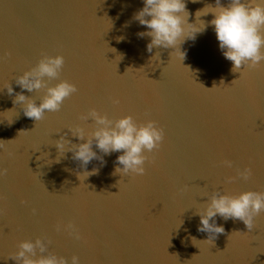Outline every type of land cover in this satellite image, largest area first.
Masks as SVG:
<instances>
[{"label": "water", "instance_id": "water-1", "mask_svg": "<svg viewBox=\"0 0 264 264\" xmlns=\"http://www.w3.org/2000/svg\"><path fill=\"white\" fill-rule=\"evenodd\" d=\"M206 4L215 0H186L189 23ZM142 7L143 0H0V140H11L0 150V168L8 169L0 177V264H16L9 256L18 242L45 235L48 251L69 264L72 255L80 264H264V213L251 231L217 216L225 231L213 242L196 215L206 193L264 192V67L233 72L211 25L181 45L182 62L173 49L149 52L151 38L138 35L146 26L132 19ZM43 54L64 57L59 79L78 92L35 122L12 101L22 91L15 78ZM23 94L39 103L45 90ZM91 108L163 128L161 148L145 153L155 161L145 162L144 175L114 174L122 152L104 155L95 145L105 163L92 160L87 170L98 171L84 181L71 152L57 162L54 141L67 133L82 142L68 127L83 125L79 117ZM246 167L245 181L237 169ZM69 222L81 239L56 231Z\"/></svg>", "mask_w": 264, "mask_h": 264}, {"label": "clouds", "instance_id": "clouds-1", "mask_svg": "<svg viewBox=\"0 0 264 264\" xmlns=\"http://www.w3.org/2000/svg\"><path fill=\"white\" fill-rule=\"evenodd\" d=\"M191 2L197 3L199 0H191ZM208 14H212L213 19L205 23L201 17ZM189 16L186 0H143V7L134 13L132 19L146 26L147 31L138 35L151 38L147 45L149 52L154 47L173 49L171 55L177 53L182 62L186 53L181 51V45L186 39H194L197 33L203 32L211 25L224 57L232 62L233 72L242 74L245 68L264 67V4L258 3L257 0H228L227 6H224L221 0H215V6L206 4L195 12V23H189ZM6 55L10 56V53ZM64 64L62 55L43 54L34 67L15 78V83L22 91L15 94L12 103L14 106L20 105L24 116L39 122L45 118L46 112L60 111L63 102L78 92L75 84L59 79ZM53 80L59 82L50 85L49 82ZM5 88L11 96L14 91L11 84L8 83ZM41 89L45 90V94L39 103L23 94V90L32 93ZM112 102L118 104L119 100L113 99ZM79 119L84 124L68 127V130L73 137L82 142L72 143L65 139L67 135L65 133L59 140L54 141V145L58 151L57 162L66 152H71L72 159L78 161L80 167L85 169L82 173H77L78 179L82 178L83 181L98 171L96 168L87 170V165L92 160L105 163L103 156L93 150L94 145L104 155L122 152L114 162L117 165L114 174H120L121 177L142 176L146 171L145 162L155 161L154 157L145 153L158 151L165 136L163 128L158 126L155 120L138 123L131 115L110 119L107 114H101L96 108L82 113ZM89 120L93 122L91 125L88 124ZM9 141L0 140V150L7 151L6 144ZM8 155L11 153L9 152ZM222 164L228 168L233 166L230 160H224ZM7 173V168H0V177H6ZM251 175L252 169L249 167L243 170L237 169V176L245 181ZM225 179L227 183H231L236 177ZM205 196L207 201L196 212L200 218L198 231L207 233V240L212 242L218 234L225 231L223 226L216 224L217 216L225 221L240 220L251 231L254 228L255 217L264 213V192L249 190L239 194H229L215 190L210 196L207 193ZM4 211L0 209V214ZM32 212L35 214L36 209H32ZM55 228L57 232L64 231L77 240L81 239L79 229L72 222L58 223ZM50 243L51 240L46 235L37 237L34 241H20L17 251L9 258L16 261V264H69L67 258L48 251ZM38 252L39 256H37ZM70 264H80V258L72 255Z\"/></svg>", "mask_w": 264, "mask_h": 264}]
</instances>
